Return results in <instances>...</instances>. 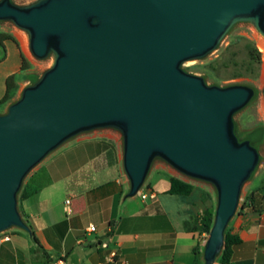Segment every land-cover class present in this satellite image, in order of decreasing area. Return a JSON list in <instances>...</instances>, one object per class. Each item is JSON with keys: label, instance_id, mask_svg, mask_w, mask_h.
I'll use <instances>...</instances> for the list:
<instances>
[{"label": "water", "instance_id": "obj_1", "mask_svg": "<svg viewBox=\"0 0 264 264\" xmlns=\"http://www.w3.org/2000/svg\"><path fill=\"white\" fill-rule=\"evenodd\" d=\"M0 22L25 32L35 59L52 57L0 113V233L30 231L18 193L36 166L81 133L114 129L123 137L129 197L140 194L157 158L215 186L203 257L216 264L260 164L234 118L255 88L210 85L183 65L216 50L239 22L264 38V0H0Z\"/></svg>", "mask_w": 264, "mask_h": 264}, {"label": "crops", "instance_id": "obj_2", "mask_svg": "<svg viewBox=\"0 0 264 264\" xmlns=\"http://www.w3.org/2000/svg\"><path fill=\"white\" fill-rule=\"evenodd\" d=\"M3 26L0 33H9ZM10 41L21 59L18 39V44L10 38L3 43ZM21 65L22 59L13 73L22 77L14 97L25 87L23 78L36 76ZM123 156V139L114 129L81 133L52 152L30 179L41 189L19 202L30 231L12 227L4 232L9 238H0V264H193L194 248L204 251L206 233L196 227L212 205L211 191L157 158L142 188L148 198L129 197ZM172 177L194 189L186 195L168 193ZM228 229L240 239L233 246V264H264V209H239ZM111 253L115 262L108 260Z\"/></svg>", "mask_w": 264, "mask_h": 264}, {"label": "rangeland", "instance_id": "obj_3", "mask_svg": "<svg viewBox=\"0 0 264 264\" xmlns=\"http://www.w3.org/2000/svg\"><path fill=\"white\" fill-rule=\"evenodd\" d=\"M13 1L19 4H27L34 0ZM0 25H4V29L18 39L22 51L31 63L29 71H32L34 75L36 74L35 78L51 66V56L45 59H35L31 55L24 31L11 24H4V22H0ZM261 43H264V38L251 23L239 22L230 29L216 50L203 59L191 60L183 65L186 71L204 77L210 85L228 86L232 84H245L255 88V96L252 101L244 109L236 113L234 117L238 138L243 140L248 136L251 143L261 153L260 164L245 184L238 208L253 190H259L264 193V134L262 132L264 129V99L262 96L264 87V52L261 49ZM255 49L260 51V59L256 58ZM20 63L19 49L13 41L8 42L3 47L0 45V94L5 93L6 79L10 75L8 72L12 71L11 74L17 72ZM18 77L22 79L20 75ZM35 80L33 77H30L28 80L23 78L21 83L22 86L26 87L33 84ZM20 96L21 91L10 103L19 99ZM5 110L1 112L3 113ZM258 127H262L263 129ZM115 132L119 134L120 141H122L123 137L121 133L117 130ZM41 164L42 162L29 173L24 183L31 179ZM179 174L187 177L181 173ZM199 182L211 191L212 205H209V207H213L216 210L218 203L217 189L211 183L205 181ZM209 234L206 232L205 243Z\"/></svg>", "mask_w": 264, "mask_h": 264}, {"label": "trees", "instance_id": "obj_4", "mask_svg": "<svg viewBox=\"0 0 264 264\" xmlns=\"http://www.w3.org/2000/svg\"><path fill=\"white\" fill-rule=\"evenodd\" d=\"M13 39L17 44V39L9 34V33H0V45L4 46V40L5 39ZM256 51V58L260 59V51L255 49ZM21 59H22V65L21 70H27L30 68V64L28 63L27 59L25 58V55L21 52ZM17 74L9 75L6 79V92L2 98H0V113H2V108L9 104L11 100L15 96V92L18 88L17 84ZM36 79L35 77H33ZM263 129L262 127H258ZM264 134V129H263ZM245 140L248 139V136L244 138ZM243 139V140H244ZM251 142V141H250ZM41 189L40 186L36 185L35 183L31 182L30 180L26 183H23L19 193H18V201L22 202L23 200L29 198L33 194L37 193ZM194 189V185L190 182L184 181L178 177H172L171 180V186L168 190V193L170 194H189ZM249 208L254 209L256 211H262L264 209V193L260 192L259 190H253L247 197L245 198V201L243 204L238 208ZM237 210V211H238ZM215 208L213 207H207L200 216V225L196 227V230L200 232H207L210 233L211 228L214 223V217H215ZM240 241L239 237L236 235H233L228 227L225 231V248L222 250L221 254L217 258V262L220 264H233L232 256H233V246ZM194 253L196 255L193 264H205L201 260L202 252L200 253L198 251V247L194 248Z\"/></svg>", "mask_w": 264, "mask_h": 264}, {"label": "built area", "instance_id": "obj_5", "mask_svg": "<svg viewBox=\"0 0 264 264\" xmlns=\"http://www.w3.org/2000/svg\"><path fill=\"white\" fill-rule=\"evenodd\" d=\"M140 195L142 196L143 199L148 198V194L145 193V192L143 193V192L141 191V192H140ZM69 202H70V200H67V203H69ZM88 230L91 231V232L95 231V230H96L95 225L91 224V225L89 226ZM0 238L8 239L9 237H8V236H5V235H4V232H2V233H0ZM105 246H106V244H105ZM115 257H116V254H115V253H111V254L109 255V257H108V260H109L110 262H115V261H116Z\"/></svg>", "mask_w": 264, "mask_h": 264}, {"label": "bare ground", "instance_id": "obj_6", "mask_svg": "<svg viewBox=\"0 0 264 264\" xmlns=\"http://www.w3.org/2000/svg\"><path fill=\"white\" fill-rule=\"evenodd\" d=\"M261 45H262V48H261V49H262L263 52H264V43H261Z\"/></svg>", "mask_w": 264, "mask_h": 264}]
</instances>
